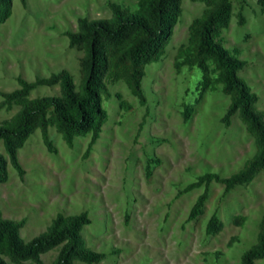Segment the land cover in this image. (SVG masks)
Returning a JSON list of instances; mask_svg holds the SVG:
<instances>
[{"label":"rangeland","instance_id":"374dc122","mask_svg":"<svg viewBox=\"0 0 264 264\" xmlns=\"http://www.w3.org/2000/svg\"><path fill=\"white\" fill-rule=\"evenodd\" d=\"M229 1L226 25L216 38L244 61L236 73L254 94L253 108L264 120V10L257 0ZM10 3V14L0 22V121L18 108L3 103L2 95L19 87L18 78L32 81L65 70L77 85L81 50L69 44L66 32L76 30L79 17H109L112 4L128 10L142 6V0ZM207 6L203 0L180 1L161 52L142 66L143 102L123 73L103 77L99 95L106 118L87 152L89 132L66 140L52 119L48 146L35 129L17 149L19 169L0 141L6 166L0 218L17 222L23 241L44 231L56 214L85 212L82 245L102 253L91 264H242V252L256 243L264 222V169L227 191L210 180L199 213L188 217L204 189L202 184L185 189L190 182L208 172L228 177L257 150L253 131L237 112L224 118L231 96L216 79L214 63L205 61L204 81L197 64L180 54L189 25ZM58 92L57 83L41 84L27 96ZM213 213L221 227L207 233ZM57 249L39 254L43 264L51 263ZM1 257L6 264H36L14 262L3 252ZM71 264L87 263L73 259ZM253 264H264V256Z\"/></svg>","mask_w":264,"mask_h":264},{"label":"trees","instance_id":"16d2710c","mask_svg":"<svg viewBox=\"0 0 264 264\" xmlns=\"http://www.w3.org/2000/svg\"><path fill=\"white\" fill-rule=\"evenodd\" d=\"M10 1L0 0V22L10 14ZM180 1L142 0V6L135 10L112 4L109 17H79L76 30L66 32L69 44L81 50L77 85H74L65 70H60L47 77H36L32 81L18 78L19 87L2 94L3 103L14 102L18 105L11 116L0 121V141L11 165L19 169L17 149L35 129L39 130L43 143L49 145L47 127L50 119L66 140L74 134L89 132L87 152L98 137L106 118L99 91L103 77L107 75L116 77L123 73L132 91L143 102L144 96L140 89L142 66L161 52V47L168 40L172 26L180 14ZM203 1L208 6L189 25L187 46L180 50V54L184 57L189 55L184 58L185 62L197 64L203 72L204 81L207 79L205 61L210 59L214 63L217 69L216 79L231 96L224 118L237 112L253 131L257 150L243 169L228 177L220 178L216 173L208 172L190 182L185 189L201 184L204 189L191 206L189 218L199 213L210 180L221 182L224 191H227L233 185L250 179L257 170L264 169V120L253 108L254 94L236 73L244 61L230 53L216 38L219 29L226 25L230 1ZM257 3L264 10V0H257ZM114 53L118 54L113 59ZM115 59L124 64V67L114 64ZM54 83L59 85L58 94L27 96L37 85ZM186 115L185 108L184 116ZM5 178V158L0 153V181ZM86 223L88 218L85 212L70 216L56 214L44 231L23 241L18 233V223L0 218V264H6L1 252L14 262L30 259L36 264H43L39 254L55 246L58 249L50 264H71L73 259L87 264L98 262L102 253L84 247L81 242L79 231ZM220 227L221 223L213 213L206 223L205 231L214 232ZM263 256L264 222L257 234L256 243L242 252L241 261L242 264H253L254 259Z\"/></svg>","mask_w":264,"mask_h":264}]
</instances>
